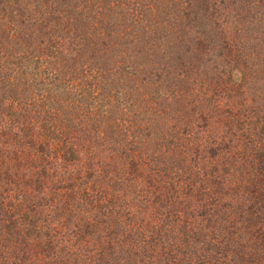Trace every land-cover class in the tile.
<instances>
[{"label": "trees", "instance_id": "trees-1", "mask_svg": "<svg viewBox=\"0 0 264 264\" xmlns=\"http://www.w3.org/2000/svg\"><path fill=\"white\" fill-rule=\"evenodd\" d=\"M248 56L264 0H0V264H264Z\"/></svg>", "mask_w": 264, "mask_h": 264}, {"label": "rangeland", "instance_id": "rangeland-1", "mask_svg": "<svg viewBox=\"0 0 264 264\" xmlns=\"http://www.w3.org/2000/svg\"><path fill=\"white\" fill-rule=\"evenodd\" d=\"M123 1H125V0H123ZM257 2H255V5L257 4ZM115 3H116V0H114V4ZM119 3L121 4L120 6H123L124 3H128V2L119 1ZM105 7H107V6L105 5ZM107 8H109V7H107ZM237 9L238 8L236 6L235 10L231 11L230 13H227L226 16H223V17L220 15L217 16V20L220 23H225L227 20H229L231 22L230 17L232 15H235L234 12ZM142 22H138V24H139L138 28L139 29L143 25ZM241 48L243 51L247 50L246 46L242 45ZM246 58H247L246 60H249L248 64H246V65L243 64V66H238V68H239L238 70L234 69L233 71L230 72L234 79L235 78L242 79L241 81L243 83L242 84L243 92L241 93V95L239 97L236 98L235 101H238V102L243 101L242 104H244V101H245L247 108L253 109V107H255L257 109V107L259 106L261 109L260 111H263L261 107H264V62H260V60L257 57L248 56ZM232 100H233V95L227 97V102L231 103ZM221 102L223 103V102H225V100H222ZM238 108L240 109L241 107L238 106ZM248 112H249V110L247 112H245L243 114V116H245ZM234 113L237 114L238 110L235 109ZM259 114L262 115L263 113H259ZM231 121L232 120H229L226 122L225 128L228 129L230 127ZM258 130H259V127H258Z\"/></svg>", "mask_w": 264, "mask_h": 264}]
</instances>
